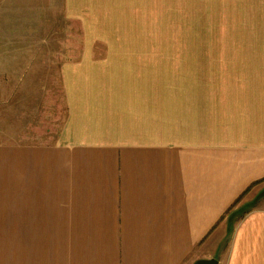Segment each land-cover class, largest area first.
<instances>
[{"label":"crops","instance_id":"crops-1","mask_svg":"<svg viewBox=\"0 0 264 264\" xmlns=\"http://www.w3.org/2000/svg\"><path fill=\"white\" fill-rule=\"evenodd\" d=\"M151 15L203 24L205 45L84 47L86 24ZM10 82L0 264H264V0H0V103ZM48 86L60 125L50 97L45 126L20 124Z\"/></svg>","mask_w":264,"mask_h":264},{"label":"rangeland","instance_id":"rangeland-1","mask_svg":"<svg viewBox=\"0 0 264 264\" xmlns=\"http://www.w3.org/2000/svg\"><path fill=\"white\" fill-rule=\"evenodd\" d=\"M168 11H176V7H167ZM155 8L150 6L149 7V14H155ZM167 13V12H166ZM164 18L163 21L161 19ZM169 19V20H168ZM127 18L124 16H121L118 18V22L116 23H105V24H86V28L84 29V47L90 48L95 47L98 52L100 50H103V48H106L108 46L113 45H121V46H133V47H142V48H148L149 50H155V49H165L166 52H176V50H182V51H189L191 47L196 46H203L205 45V39L200 38L202 28L203 30V24H195L190 21L185 22H178L176 23V16L169 15L167 18L166 16H149V22L147 23H134V22H128L126 21ZM62 44L63 47L66 48L68 43L70 46H73V43L75 41H78L81 39L82 36V27L81 23H70L69 28L67 30V24L65 22L62 25ZM123 33L126 37L130 36H137V38H126V39H100V38H93L95 35L102 36L104 33H108V35H113V33ZM204 33V32H202ZM197 35L196 37H193ZM203 35V34H202ZM78 39V40H76ZM80 43V40H79ZM80 45V44H79ZM212 45H220L219 40H213ZM25 74L23 78L25 80H30L32 77L35 76L38 79V81L43 82V78H48L49 75L47 72H34V71H24L22 72ZM51 81L57 80L58 74L57 71H53L50 74ZM17 87H13L12 82H10L9 86H6L3 90V93L6 94L5 96L6 101L4 103H0V107H4L3 114L6 118V123L9 126H12V117H13V110L11 109L12 106L19 104L21 102H16V99L18 98L19 93L17 91ZM41 89V88H39ZM46 93H43L44 91H37V100L34 101V108L33 112L34 115L31 116H25L24 113L21 116V122L28 123L29 121H32L34 117H36L37 124L41 126H45L44 118L43 116H48L45 114L41 109L42 104L39 103L40 97H46L49 98L52 101L51 105L53 108L52 112V118L51 120L47 118L46 126L49 129V126L52 127H58L60 125V122H56L57 112L56 109L60 107V102L64 101V96L61 94V92L57 91L55 86H48L46 88H43ZM23 91H25L23 89ZM28 104V100H25ZM43 114V115H42ZM64 115V112H63ZM15 116L19 117V114H15ZM46 137V139H50L49 135H43L39 134L37 136V139L40 140L41 138ZM249 206V203L247 204H241L239 208L242 210L247 208ZM236 212V211H235Z\"/></svg>","mask_w":264,"mask_h":264},{"label":"water","instance_id":"water-1","mask_svg":"<svg viewBox=\"0 0 264 264\" xmlns=\"http://www.w3.org/2000/svg\"><path fill=\"white\" fill-rule=\"evenodd\" d=\"M199 264H216V259H201L198 261Z\"/></svg>","mask_w":264,"mask_h":264}]
</instances>
